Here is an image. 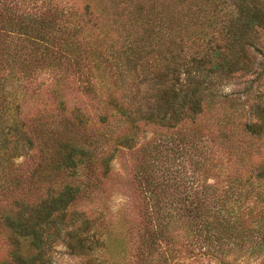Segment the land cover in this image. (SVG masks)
<instances>
[{
    "label": "trees",
    "instance_id": "trees-1",
    "mask_svg": "<svg viewBox=\"0 0 264 264\" xmlns=\"http://www.w3.org/2000/svg\"><path fill=\"white\" fill-rule=\"evenodd\" d=\"M131 225L134 264H264V0H0V264H120Z\"/></svg>",
    "mask_w": 264,
    "mask_h": 264
},
{
    "label": "rangeland",
    "instance_id": "rangeland-1",
    "mask_svg": "<svg viewBox=\"0 0 264 264\" xmlns=\"http://www.w3.org/2000/svg\"><path fill=\"white\" fill-rule=\"evenodd\" d=\"M76 2L81 6L86 4V0H76ZM235 88V86H229L225 91L226 93H232ZM243 98L245 99V96ZM135 160L134 151L122 149L118 152L112 161L111 177L106 180L103 191L97 194L104 199L100 204L96 201L94 208L105 213L107 218L112 221V224L109 225L112 233L114 221H118L125 216L138 219L139 200L137 198V186L134 180ZM22 162H24V158L18 160V163ZM129 228L131 230V235L128 233L125 236L127 251L126 254H124L125 259L122 257L120 258V264H134L135 247L132 225L129 226ZM56 251L54 255L55 264H90L88 258L71 254L65 244L59 245ZM95 257L96 262H94V264H113V257L111 255L106 254V259L96 254Z\"/></svg>",
    "mask_w": 264,
    "mask_h": 264
}]
</instances>
